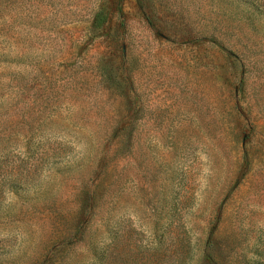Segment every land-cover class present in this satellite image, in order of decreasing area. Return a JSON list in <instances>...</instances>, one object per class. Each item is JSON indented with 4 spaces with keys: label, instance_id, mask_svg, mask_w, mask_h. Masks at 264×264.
I'll return each instance as SVG.
<instances>
[{
    "label": "rangeland",
    "instance_id": "obj_1",
    "mask_svg": "<svg viewBox=\"0 0 264 264\" xmlns=\"http://www.w3.org/2000/svg\"><path fill=\"white\" fill-rule=\"evenodd\" d=\"M0 264H264V0H0Z\"/></svg>",
    "mask_w": 264,
    "mask_h": 264
}]
</instances>
